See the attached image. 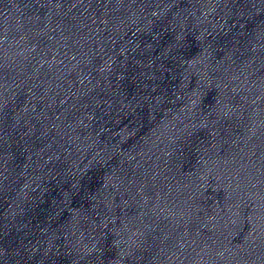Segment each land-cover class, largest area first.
Here are the masks:
<instances>
[{"label": "water", "instance_id": "water-1", "mask_svg": "<svg viewBox=\"0 0 264 264\" xmlns=\"http://www.w3.org/2000/svg\"><path fill=\"white\" fill-rule=\"evenodd\" d=\"M0 264H264V0H0Z\"/></svg>", "mask_w": 264, "mask_h": 264}]
</instances>
